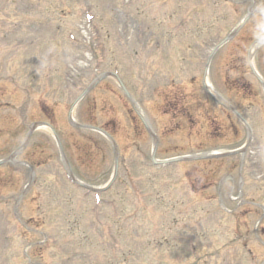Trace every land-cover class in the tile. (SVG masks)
I'll return each mask as SVG.
<instances>
[{
    "label": "rangeland",
    "instance_id": "1",
    "mask_svg": "<svg viewBox=\"0 0 264 264\" xmlns=\"http://www.w3.org/2000/svg\"><path fill=\"white\" fill-rule=\"evenodd\" d=\"M231 2L84 0L95 16L87 48L81 19L61 16L65 0H0V160L22 144L33 122L53 125L63 144L59 150L39 126L17 156L24 164L0 165V264H197V255L210 251L206 264H262L264 247L255 238L264 240L257 205H264V91L245 51L250 26L260 21L264 35V12L207 56L247 8L263 1ZM11 11L24 24L10 21ZM5 22L12 27L3 32ZM258 55L264 79V54ZM109 71L120 75L143 115L110 77L86 92L75 118L106 130L115 145L68 123L75 99ZM207 76L222 103L251 126L244 154L152 162L151 131L159 161L244 147L246 129L214 100ZM114 152L118 174L105 191L68 180L69 166L81 182L104 187ZM220 205L238 206L227 217ZM235 229L246 231V244L234 240ZM197 244L201 250L193 252Z\"/></svg>",
    "mask_w": 264,
    "mask_h": 264
},
{
    "label": "bare ground",
    "instance_id": "2",
    "mask_svg": "<svg viewBox=\"0 0 264 264\" xmlns=\"http://www.w3.org/2000/svg\"><path fill=\"white\" fill-rule=\"evenodd\" d=\"M252 49H253V48H251L250 53H249L250 56L253 55V51H254L255 47H254L253 50H252ZM252 57H253V56H252ZM252 62H253V58H252ZM206 86H207V88H208L213 94H216L215 91H214V89H213V87H211V83H210L209 78L206 79Z\"/></svg>",
    "mask_w": 264,
    "mask_h": 264
}]
</instances>
